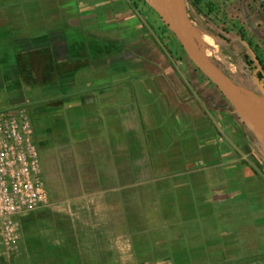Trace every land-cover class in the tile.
Listing matches in <instances>:
<instances>
[{
	"label": "crops",
	"instance_id": "0c3cea01",
	"mask_svg": "<svg viewBox=\"0 0 264 264\" xmlns=\"http://www.w3.org/2000/svg\"><path fill=\"white\" fill-rule=\"evenodd\" d=\"M230 6L215 39L242 81L223 71L264 103L237 45L264 58V6ZM160 29L148 0H0L16 60L0 109L31 108L49 207L74 236L26 243L16 264H264V124Z\"/></svg>",
	"mask_w": 264,
	"mask_h": 264
},
{
	"label": "built area",
	"instance_id": "2783aa9c",
	"mask_svg": "<svg viewBox=\"0 0 264 264\" xmlns=\"http://www.w3.org/2000/svg\"><path fill=\"white\" fill-rule=\"evenodd\" d=\"M49 205L29 112L24 107L0 110V264L20 252L19 217Z\"/></svg>",
	"mask_w": 264,
	"mask_h": 264
},
{
	"label": "rangeland",
	"instance_id": "374dc122",
	"mask_svg": "<svg viewBox=\"0 0 264 264\" xmlns=\"http://www.w3.org/2000/svg\"><path fill=\"white\" fill-rule=\"evenodd\" d=\"M238 0H201L200 7L204 12L210 13L209 15L204 16L202 13L197 12L195 7L185 1L187 15H184V23L182 27L188 32V35L193 38L200 48L209 55L214 62L236 82H241L243 75L240 73V69L237 65L236 59H229L224 56V48H228L227 43L223 42V46L219 45L216 38H219L217 30L222 29V22L225 18H228L227 15L231 3ZM246 2L253 5L252 8L257 6H264V0H246ZM142 18L146 16V19L149 18L147 12H141ZM227 16V17H226ZM158 18L162 23V29H160L161 34H165V41L168 44V49H171L173 52L178 51L181 55H187L185 49L176 38L168 24L165 22L163 17L158 13ZM187 26V27H186ZM237 45L243 52L248 53L250 56H255V47L252 48V45L249 42H240L237 41ZM3 54L9 56L8 62L0 63V70H3L8 65L16 63V60L11 57L13 50L10 49V44L3 40L0 42V58ZM187 63L193 65L191 58L187 60ZM244 92V91H243ZM5 89L0 86V96H5ZM24 107L31 111V108L28 105L18 106ZM16 107V108H18ZM0 109V110H7ZM14 109V108H12ZM41 154V153H40ZM43 177L46 180V173L44 170V162L41 155ZM52 204L50 207H45L36 211L28 212L19 217L20 228L22 231V243L20 252L16 255H11L10 257H5L2 259V264H16L13 260L14 257L17 258V255L21 260L25 259L26 255L23 251V247L26 243L32 241H43V238L51 239L54 241L72 239L74 238L73 233L68 231L67 234L61 233L67 229V220L64 219V216L60 214L59 208L53 207ZM43 211L46 213L43 214ZM59 214L61 216H59Z\"/></svg>",
	"mask_w": 264,
	"mask_h": 264
},
{
	"label": "water",
	"instance_id": "95a60500",
	"mask_svg": "<svg viewBox=\"0 0 264 264\" xmlns=\"http://www.w3.org/2000/svg\"><path fill=\"white\" fill-rule=\"evenodd\" d=\"M163 17L194 64L213 81L226 98L250 120L264 124V103L244 93L226 73L207 55L178 23L173 12L161 0H148ZM187 15L185 0H180Z\"/></svg>",
	"mask_w": 264,
	"mask_h": 264
},
{
	"label": "trees",
	"instance_id": "16d2710c",
	"mask_svg": "<svg viewBox=\"0 0 264 264\" xmlns=\"http://www.w3.org/2000/svg\"><path fill=\"white\" fill-rule=\"evenodd\" d=\"M186 2L189 1L190 4H192L197 12L202 13L204 16L207 17L210 13L204 12L202 8L200 7V1L201 0H185ZM251 7H253L252 4H250ZM218 36L225 39L222 34L218 33ZM226 40V39H225ZM241 56L246 64V67L250 70V72L254 75L257 83L261 86L262 89H264V58L255 57L252 58L248 53L241 51ZM21 60V59H20ZM25 69V68H24ZM26 70V71H25ZM24 71L27 72V69ZM24 72V74H26Z\"/></svg>",
	"mask_w": 264,
	"mask_h": 264
},
{
	"label": "bare ground",
	"instance_id": "6f19581e",
	"mask_svg": "<svg viewBox=\"0 0 264 264\" xmlns=\"http://www.w3.org/2000/svg\"><path fill=\"white\" fill-rule=\"evenodd\" d=\"M161 1L173 12L176 20L182 26L184 23V13H183L181 1L180 0H161Z\"/></svg>",
	"mask_w": 264,
	"mask_h": 264
}]
</instances>
